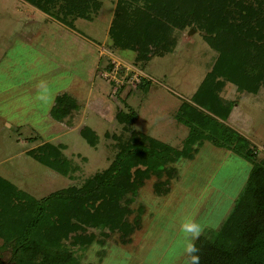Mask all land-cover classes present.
I'll return each mask as SVG.
<instances>
[{"label":"rangeland","instance_id":"rangeland-1","mask_svg":"<svg viewBox=\"0 0 264 264\" xmlns=\"http://www.w3.org/2000/svg\"><path fill=\"white\" fill-rule=\"evenodd\" d=\"M65 1L51 0L48 7L54 14H65L70 3ZM83 3L88 18L76 16L69 28L31 0H0V177L34 199L78 186L110 164L118 136H128L125 124L116 118L118 110L134 112L129 129L180 148L188 128L175 120L174 113L183 101L191 102L206 76L211 77L219 54L213 45L216 35L213 39L205 25H173L165 19L173 13L157 12L153 0ZM120 13L130 20L120 23ZM138 13L144 14L143 26L149 29L159 15V22L167 26L159 41L133 39L139 36L131 32V23L139 22ZM119 24L131 29L122 30ZM113 29L122 33V42H114ZM142 77L145 90L137 85ZM217 82L219 94L235 101L226 122L264 157V86L249 92L223 75H216L214 85ZM62 93L74 97L77 108L56 120L49 110ZM85 127L96 134L95 144L82 136ZM45 143L61 145V154L77 169L62 174L29 153ZM173 164L179 177L171 179L168 193L154 192L153 177L139 188L132 203L144 205L139 228L88 229L94 236L89 245L81 250L70 245L80 264H188L182 224L195 222L202 230L218 226L251 164L206 140L193 158ZM0 264H12L8 247L0 248Z\"/></svg>","mask_w":264,"mask_h":264},{"label":"trees","instance_id":"trees-1","mask_svg":"<svg viewBox=\"0 0 264 264\" xmlns=\"http://www.w3.org/2000/svg\"><path fill=\"white\" fill-rule=\"evenodd\" d=\"M68 1L65 14L52 13L48 7L51 0H31V3L72 27L76 16L88 18L87 5L83 0ZM153 1L159 7L157 12L173 13L165 17L173 25L203 24L214 35L210 37L215 39L216 35L217 42L213 45L219 54L208 74L211 77L206 76L192 93L191 102L183 101L174 113L175 120L188 128L182 146L178 148L129 129L134 112L118 110L116 118L125 124L128 136H118V149L110 164L80 185H70L34 199L0 177V248H9L12 264H80L71 246L81 250L89 245L94 236L88 229L131 232L139 228L144 205L139 202L133 207L132 203L143 182L153 177L154 192L168 193L171 179L179 177L173 163L181 158H193L205 140L241 156L251 165L225 217L218 226L204 228L194 241L198 264H264V157L258 156V148L249 138L226 122L235 101L222 97L218 91L220 83H213L216 75H223L249 92L264 86V44L261 43L264 42V0ZM138 15L137 24L131 21L132 29L128 24H119L122 30L128 27L132 35L139 33L133 39H144L142 42L146 44L159 41V34L167 27L159 22V15L153 18L150 29L143 26L144 14ZM119 16L123 24L129 19L122 13ZM112 33L115 43L122 42L121 32L113 29ZM127 45V42L123 44ZM143 83L142 77L137 85L145 90ZM75 108L74 97L62 93L56 95L49 114L62 120ZM81 134L89 144L96 143L97 136L89 127L83 128ZM59 146L45 143L29 153L62 174L73 173L77 165L61 154ZM97 199L101 200L99 204H95Z\"/></svg>","mask_w":264,"mask_h":264},{"label":"clouds","instance_id":"clouds-1","mask_svg":"<svg viewBox=\"0 0 264 264\" xmlns=\"http://www.w3.org/2000/svg\"><path fill=\"white\" fill-rule=\"evenodd\" d=\"M182 230L185 233L183 250L188 256V264H198V248L194 241L202 231V226L195 222L182 224Z\"/></svg>","mask_w":264,"mask_h":264},{"label":"crops","instance_id":"crops-1","mask_svg":"<svg viewBox=\"0 0 264 264\" xmlns=\"http://www.w3.org/2000/svg\"><path fill=\"white\" fill-rule=\"evenodd\" d=\"M67 26V25H66ZM68 27V26H67ZM70 28V27H69Z\"/></svg>","mask_w":264,"mask_h":264}]
</instances>
